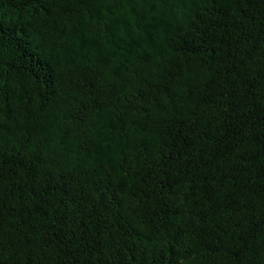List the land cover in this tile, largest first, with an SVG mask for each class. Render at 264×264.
Masks as SVG:
<instances>
[{
	"label": "trees",
	"instance_id": "trees-1",
	"mask_svg": "<svg viewBox=\"0 0 264 264\" xmlns=\"http://www.w3.org/2000/svg\"><path fill=\"white\" fill-rule=\"evenodd\" d=\"M0 264H264V0H0Z\"/></svg>",
	"mask_w": 264,
	"mask_h": 264
}]
</instances>
